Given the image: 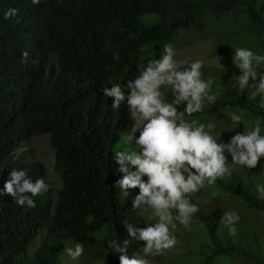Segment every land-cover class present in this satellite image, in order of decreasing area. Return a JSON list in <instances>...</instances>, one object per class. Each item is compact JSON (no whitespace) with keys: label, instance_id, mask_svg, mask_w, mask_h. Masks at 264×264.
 I'll list each match as a JSON object with an SVG mask.
<instances>
[{"label":"trees","instance_id":"obj_1","mask_svg":"<svg viewBox=\"0 0 264 264\" xmlns=\"http://www.w3.org/2000/svg\"><path fill=\"white\" fill-rule=\"evenodd\" d=\"M46 1L42 55L60 53L58 68L71 73L56 77L43 71L32 85V98L37 102L26 106L30 125L24 130L50 138L62 187L58 189L49 181L44 165L27 161L19 152L18 140L0 126V190L12 170H26L33 181L44 178L49 184L47 192L34 198L36 207L32 209L16 205L11 196L0 198V264H87L91 259L119 264V254L108 249L107 242L131 240V257L138 253L139 243L128 235L123 222L144 227L147 220L132 210L138 189H129L125 196L112 187L122 178L113 158L115 152L135 146L120 139L132 122L127 125L124 109L110 111L100 93L101 85L111 87L133 80L143 64L161 55L164 45L175 47L183 32H203L211 21L222 17L229 26L242 29L241 37L247 33L262 39L264 0ZM235 41L225 43L230 48L227 57L237 48H246L243 41ZM2 52L6 50L0 46ZM17 64L16 69L26 67L20 60ZM4 70L0 61V112L12 113L5 118L9 119L16 112L15 94L22 101L26 95L10 86ZM78 98L85 99L86 108L65 116L63 105ZM262 100L259 96L247 100V93L228 90L220 93L210 109L242 108L252 121L260 119L264 135ZM218 185L232 200H241L246 209L264 216V200L252 192L238 167L225 182L218 180ZM196 214L210 230L214 245L203 247L200 264H210L219 256L264 264L255 233L249 232L238 245L232 244L216 237L212 220L201 209ZM77 242L84 245V253L73 260L64 249Z\"/></svg>","mask_w":264,"mask_h":264},{"label":"clouds","instance_id":"obj_2","mask_svg":"<svg viewBox=\"0 0 264 264\" xmlns=\"http://www.w3.org/2000/svg\"><path fill=\"white\" fill-rule=\"evenodd\" d=\"M47 3L46 0H0V46L6 50L0 54L1 68L5 69L4 74L10 86H15L26 95L22 101L15 94L12 102L16 112L11 115L13 118L5 119L12 113L1 111L0 117L4 119L0 121V126L18 140L19 152L27 156V161L44 165L49 181L55 185L47 168L46 157H49L55 172V151L50 138L35 137L24 130L30 125L26 106L37 102L32 98V85L44 74L43 71L56 77L71 73L58 68L60 53L42 55L43 33L47 26L44 8L48 6ZM242 32V29L228 25L224 36L217 37L215 44L221 67L234 66L240 73L235 75L234 84L229 80L234 88L212 92L214 80L202 78L203 61L178 60L172 44L164 45L161 55L143 64L133 80L111 87L101 85L100 93L105 97L110 111L113 113L124 109L127 125L132 122L120 139L125 145L135 146L115 152L113 158L119 165L118 171L122 173V178L112 187H118L125 196L129 195V189H138V194L132 199V210L152 222H147L144 227H137L127 220L123 222L128 235L139 243L138 253L131 257L132 252L128 255L131 240L126 238L121 243L117 238L107 242L108 249L119 254V264H149L145 257L165 255L178 243L174 235L177 223L190 229L195 219L209 235L208 227L196 216L200 209L212 220L216 237L228 240L227 236L217 235V214L208 210L198 193L211 186L225 192L219 187L218 180L225 182L237 167L244 178L240 167L255 169L264 158V135L259 118L247 120L242 108L210 109L220 93L228 90L247 93V100L264 97V71L260 70L264 66V31L261 32L262 39L247 33L241 37ZM235 39L243 41L246 48H237L234 54L227 57L230 48L225 43L235 44ZM18 60L26 64L25 69H16L19 67ZM170 95L172 101L167 102L165 99ZM81 96L84 97V93ZM68 105H63L65 116L86 108L84 98L75 99ZM260 107L264 108V100ZM204 108L208 110L207 113H204ZM224 110L228 112L233 125L244 126L242 132H236L226 143L221 139L222 133L219 142L211 134L214 124L205 125L198 119H187L197 115H214ZM44 140H48L47 150L40 146ZM226 153L231 157V163ZM9 176L0 190V198L11 196L21 208H35L34 198L49 190L44 178L33 181L26 170H12ZM256 191L258 199L264 200V184H258ZM225 195L229 196L226 192ZM239 221L238 213L227 211L219 223L226 226L229 234L235 237ZM208 246H214L213 241ZM64 251L75 260L83 255L84 245L77 242L74 247H67Z\"/></svg>","mask_w":264,"mask_h":264},{"label":"rangeland","instance_id":"obj_3","mask_svg":"<svg viewBox=\"0 0 264 264\" xmlns=\"http://www.w3.org/2000/svg\"><path fill=\"white\" fill-rule=\"evenodd\" d=\"M228 24L225 19H218L211 21L208 28L202 32H183L179 36V40L174 47L176 49V58L178 60H202V78L208 80L212 78L214 80L212 86V92H222L227 88H234L232 84L235 83V75H239L238 69L234 66L221 67V60L218 61V56L215 51L216 38L224 36ZM221 64V65H220ZM261 71H264V66L261 67ZM235 73V74H234ZM232 80V84H229V80ZM259 77L257 78V81ZM167 102L172 101L171 95L165 99ZM205 109V108H204ZM235 111V110H231ZM245 118L252 121L248 117ZM188 120L198 119L205 125L212 123L215 128L211 131V134L215 136L219 142V136L223 142H228L231 136L235 135L236 132H242L244 126L241 124L238 127L231 123L226 110L221 111L214 115L203 116L197 115L188 117ZM237 127V128H236ZM262 132V131H261ZM42 148L48 146V140L40 142ZM49 150V149H48ZM50 158L52 157L49 151ZM229 163H231V157L228 156ZM47 158V168L50 179L56 184V187L60 189L61 182L59 176L53 170V163ZM241 168L244 179L248 181L252 192L257 194L256 186L258 184H264V158L261 159L259 165L255 169ZM213 193H216L214 196ZM198 194L201 195L205 201V205L208 210H212L217 214L216 221V233L219 237L227 236L226 239L232 241L238 245L241 240L246 239V235L249 232H253L256 235V241L261 251L264 253V216L261 212L246 209L242 204L241 200H232L225 192L218 190L215 186L205 187ZM227 211H234L239 214L240 221L236 225L237 235L235 237L229 234L228 228L223 224H220L223 213ZM152 223L151 221H147ZM178 243L165 255L155 257H145L149 264H200L204 259L201 253L203 245H212L210 236L203 227L196 223L193 219V223L190 229H185L182 225L177 223L174 230ZM242 258H236L235 256H219L214 259L210 264H244ZM87 264H102L95 260H90ZM245 264H253V261L246 262Z\"/></svg>","mask_w":264,"mask_h":264}]
</instances>
